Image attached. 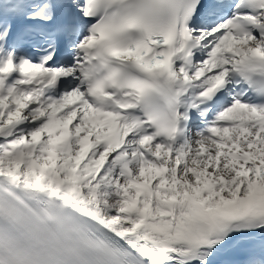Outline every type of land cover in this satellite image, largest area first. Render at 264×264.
Masks as SVG:
<instances>
[{
	"label": "snow or ice",
	"instance_id": "6c2138e0",
	"mask_svg": "<svg viewBox=\"0 0 264 264\" xmlns=\"http://www.w3.org/2000/svg\"><path fill=\"white\" fill-rule=\"evenodd\" d=\"M0 264H264V0H0Z\"/></svg>",
	"mask_w": 264,
	"mask_h": 264
}]
</instances>
